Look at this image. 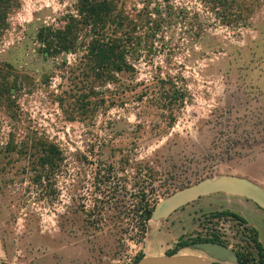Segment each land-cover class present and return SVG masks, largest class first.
<instances>
[{"label":"rangeland","instance_id":"374dc122","mask_svg":"<svg viewBox=\"0 0 264 264\" xmlns=\"http://www.w3.org/2000/svg\"><path fill=\"white\" fill-rule=\"evenodd\" d=\"M123 1L129 9L146 0ZM170 2L198 11L204 32L191 38L173 26L143 52L135 75L119 77L123 87L90 94L78 55L36 51V28L56 23L76 0H0V69L20 81L15 99L0 102V264H130L181 242L176 254L239 264L243 253L244 264H257L249 230L264 243V210L252 212L234 195L202 196L148 220L149 238L140 233L145 202L153 210L202 178L243 176L264 188V0H251L247 24L232 26L199 0ZM166 75L185 92L184 104L161 106L167 86L155 78ZM46 144L61 154L48 178L37 164ZM225 210L256 229L212 216ZM213 235L219 241H203ZM201 242L226 254L213 256Z\"/></svg>","mask_w":264,"mask_h":264},{"label":"trees","instance_id":"16d2710c","mask_svg":"<svg viewBox=\"0 0 264 264\" xmlns=\"http://www.w3.org/2000/svg\"><path fill=\"white\" fill-rule=\"evenodd\" d=\"M199 3L203 12L214 14L215 19L226 26H232L234 23L247 24L250 18L248 14L255 8L251 0H199ZM203 22L204 19H200L198 11H187L182 6L177 7L170 0H146L142 7L129 9L123 0H76L73 9L60 14L56 23L41 24L36 28V51L44 58L63 54L78 55V66L86 80L84 87L88 93L95 94L96 88L111 83L123 87L119 77L124 74L135 75L136 62L141 60L143 52H148L158 39L163 41L164 34L173 26H182L186 28L187 36L198 38L205 29ZM7 78L8 75L0 69L2 103L15 99L16 90L20 87L17 78L12 81ZM155 79L163 89L167 86L166 91L163 90L164 99H160L162 107L185 103V92L177 85L173 76L166 75L165 79ZM11 88L14 89L13 93ZM82 97L86 98L87 95ZM59 151L54 144L43 145L40 149L37 164L42 168V172L46 173L47 178L49 173L59 168ZM151 212L152 207L147 201L139 215L142 238ZM223 215L232 216L246 224L243 217L231 211L212 214L213 217ZM249 231L258 251L257 264H264V248L258 240V233L253 229ZM213 236L203 241H219L216 235ZM186 244L181 242L165 254L174 255L179 247ZM236 256L238 263L244 264V254L237 253ZM142 257L139 256L136 260Z\"/></svg>","mask_w":264,"mask_h":264},{"label":"water","instance_id":"95a60500","mask_svg":"<svg viewBox=\"0 0 264 264\" xmlns=\"http://www.w3.org/2000/svg\"><path fill=\"white\" fill-rule=\"evenodd\" d=\"M222 192L244 197L253 201L264 210V188L256 182L236 175H220L216 178H202L186 186L176 189L153 208L149 220H160L168 217L178 208L212 193ZM207 253L223 258L226 250L219 244L211 242L198 243ZM130 264H214L197 255H157L144 256Z\"/></svg>","mask_w":264,"mask_h":264},{"label":"crops","instance_id":"0c3cea01","mask_svg":"<svg viewBox=\"0 0 264 264\" xmlns=\"http://www.w3.org/2000/svg\"><path fill=\"white\" fill-rule=\"evenodd\" d=\"M237 198H239V199H237L238 202L244 203L245 206H246V208H247V209H250L252 212H255V210H258L257 205H256L253 201H251V200H249V199H246V198H244V197H239V196H237ZM241 217H243V218L246 220L247 224H250L253 228H255V226L252 225V224L250 223V220L246 219V217H245L243 214L241 215ZM149 221H150V220H149ZM146 227H147V228H146V232H145V234H146V236L149 238V236H151V233H152V231H153L154 226L151 225V223H148V225H147ZM255 229H256V228H255ZM160 231H161V230H160ZM256 231H257V233H258V240L261 242V244H262V246H263L264 243H263V240H262V237H261V233H260V231L257 230V229H256ZM263 248H264V247H263Z\"/></svg>","mask_w":264,"mask_h":264},{"label":"flooded vegetation","instance_id":"af4514ba","mask_svg":"<svg viewBox=\"0 0 264 264\" xmlns=\"http://www.w3.org/2000/svg\"><path fill=\"white\" fill-rule=\"evenodd\" d=\"M249 261H251V260H249Z\"/></svg>","mask_w":264,"mask_h":264}]
</instances>
